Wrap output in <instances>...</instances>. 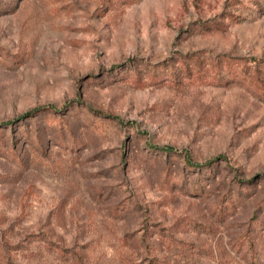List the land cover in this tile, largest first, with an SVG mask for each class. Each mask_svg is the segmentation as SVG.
I'll return each mask as SVG.
<instances>
[{"label": "rangeland", "instance_id": "374dc122", "mask_svg": "<svg viewBox=\"0 0 264 264\" xmlns=\"http://www.w3.org/2000/svg\"><path fill=\"white\" fill-rule=\"evenodd\" d=\"M227 1L0 0V264H264V102L162 72L264 58Z\"/></svg>", "mask_w": 264, "mask_h": 264}, {"label": "trees", "instance_id": "16d2710c", "mask_svg": "<svg viewBox=\"0 0 264 264\" xmlns=\"http://www.w3.org/2000/svg\"><path fill=\"white\" fill-rule=\"evenodd\" d=\"M247 2V4L245 2ZM227 6L236 11L243 8V12L264 16V0H229ZM223 18H232L239 20L242 15H234L232 13H222ZM207 26L208 29L224 30L225 25L217 20H211ZM210 61L201 52L190 53L181 56L178 59V66H168L162 69L163 79L171 80L172 83L179 85L186 79L196 77L206 80L205 78L218 79L222 85H230L231 82L245 86L258 99L264 102V58H245L237 59L234 57H222ZM238 64H243L242 69H237ZM156 70H161V66L157 65ZM168 70V71H166ZM27 113L26 116H29ZM172 152V150H169ZM210 164L197 165L199 169H205Z\"/></svg>", "mask_w": 264, "mask_h": 264}]
</instances>
